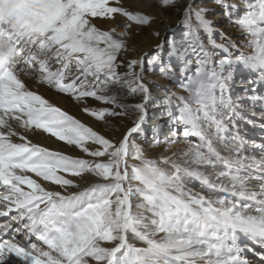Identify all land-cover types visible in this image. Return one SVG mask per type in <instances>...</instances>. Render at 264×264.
Segmentation results:
<instances>
[{
  "label": "snow or ice",
  "instance_id": "1",
  "mask_svg": "<svg viewBox=\"0 0 264 264\" xmlns=\"http://www.w3.org/2000/svg\"><path fill=\"white\" fill-rule=\"evenodd\" d=\"M213 2L246 43L216 44L208 9L189 4L164 64L155 52L126 57L132 26L153 21L130 0H0V264H264V138L238 123L250 109L261 119L246 122L264 129V0ZM158 61L186 95L168 112L172 139L149 141L144 72ZM238 74L246 86L234 95ZM39 89L105 127L131 125L105 136ZM181 136V156L148 155Z\"/></svg>",
  "mask_w": 264,
  "mask_h": 264
},
{
  "label": "rangeland",
  "instance_id": "2",
  "mask_svg": "<svg viewBox=\"0 0 264 264\" xmlns=\"http://www.w3.org/2000/svg\"><path fill=\"white\" fill-rule=\"evenodd\" d=\"M135 5L138 6V0H135ZM228 3H236L239 4L241 8H243V4L240 3V0H227ZM189 4H192L194 8H206L208 9V15L207 19L213 22L214 27V38L216 44L223 43V38L229 39L233 43L241 44V41L238 39L241 36V32L238 30L234 22H229L228 18L226 16L220 15V10L216 7L213 0H175V7L169 8L168 11H161L158 9H155L152 13L153 21L156 20L157 15H159V22H158V29L157 32H159L161 35L157 36L154 35L156 31H151L148 34L147 38L144 40H141V28L147 29L150 26H132L131 32L132 35L129 38V43L131 45L129 46L131 48V53L134 54L135 58L140 56V58L145 54L148 53L151 55L153 52L156 53V55L160 58H162L164 64H168L169 61V49L168 45L175 41L177 45H181L185 39V33L187 31L186 26L182 23L183 21V8L188 6ZM154 8V7H153ZM215 11L217 14L212 15L211 13ZM155 18V19H154ZM123 19V18H121ZM126 21L123 19L122 23L120 24V28L125 27ZM194 23V21H193ZM119 24H117L118 26ZM119 27V26H118ZM148 31V30H147ZM150 31V30H149ZM201 37L203 39V42L205 45L209 44L208 36L201 32ZM164 44L165 46L162 49H157V44ZM239 51L247 53V48H240ZM174 62V61H173ZM193 65L195 63L193 58ZM146 71L144 72V82L147 86H149L151 90V99L147 106V119L145 122V129L148 131L146 132V135L148 137L149 141H152L153 136L156 133L160 134L161 140L168 138L172 139L169 136V128L172 126L171 119L168 115V112L173 111L175 109L176 101L174 97L180 96V95H186L179 87L178 84L180 83V74L179 72H175L172 74H169L167 76L161 75L159 68L160 63L157 62L155 68L153 70H148V65H145ZM166 81V87H162L161 81ZM237 83L233 88V93L240 94L242 92V89L246 86L245 84H241V76L238 74L236 76ZM33 88H36V85L33 84ZM39 91L47 96L50 101L53 103H56L58 106H60L62 109L69 112V114L73 115L74 117L81 120V122L91 125L94 130L101 131L105 136L107 131L104 130V125L102 122H96L92 118L87 117L82 111L81 108L73 101H71L69 98L64 97L61 98L60 96L54 94L51 91H45L44 89H39ZM160 91H164L162 95H159ZM167 92V95L165 94ZM260 93L264 94V89H260ZM54 96H56L57 99L61 100L62 103H57L53 100ZM129 104H135L138 102H141V97L139 95L135 97H130L126 101ZM90 103H92L90 101ZM62 105L68 106L64 107ZM255 111L259 113L260 108L257 106ZM245 120H238V123L240 124V128L243 134H245L246 138L249 140H255L257 142H260L262 138H264V129L257 127H253L251 124L247 123L246 120H255L257 123H259L261 117L259 115H252V110L250 109H244L242 110ZM163 117V120L158 123V118ZM121 120V119H118ZM131 123V119H130ZM114 126V129L112 128ZM106 127H111L114 131L111 136L118 137L122 132L125 131L126 126L124 123L116 122L115 124L109 123ZM183 137H180L179 143H169V144H160L158 146H152L150 145L149 153L148 155L150 157L155 158H162L166 156H172L174 153L176 157L181 156L182 152L187 148V145H183L182 148L179 149H173L174 146L177 144H180L183 142ZM33 142H39L43 146L50 147L52 149H57L58 142H54L53 140L49 141L48 139H40L39 137H31ZM50 139V138H49ZM143 139V137H142ZM195 138H193L194 140ZM253 151H258L253 149ZM199 190V189H196ZM7 220V217H0V223H3ZM247 255L251 256V258H255L256 256H253L251 253H248ZM258 258V257H256ZM251 260V259H250Z\"/></svg>",
  "mask_w": 264,
  "mask_h": 264
},
{
  "label": "bare ground",
  "instance_id": "3",
  "mask_svg": "<svg viewBox=\"0 0 264 264\" xmlns=\"http://www.w3.org/2000/svg\"><path fill=\"white\" fill-rule=\"evenodd\" d=\"M150 2H154V0H138V3L139 4H137L138 6H136L135 5V0H130V3H132L135 7H137V8H140V9H142L143 11H145V12H147L148 14H151L152 15V13L154 12V10L155 9H158V10H161L160 8H158V7H154V6H151V7H149V6H146V5H148ZM154 7V8H153ZM162 11V10H161ZM163 11H168V9H165V10H163ZM160 17H159V15H157V17H156V20L154 21V22H152L150 25H152L151 26V28H147V29H143V28H141L140 30V32H141V36H138V37H141V40H144L145 38H147V36H148V34H151V33H149V32H151V31H156L157 32V25H158V22H159V19ZM155 19V18H154ZM117 20H118V29L120 28V24L122 23V20L123 19H121L120 17H117ZM102 28H107L108 26L107 25H102L101 26ZM148 30V31H147ZM150 30V31H149ZM160 34V33H159ZM161 35V34H160ZM156 38H158V37H156ZM128 43H129V41H128ZM244 43H246V41H241V44H244ZM131 45V43H129V46ZM126 55V57H128V58H131V59H139L140 58V56L138 55V57H136L135 58V56H134V54H132L131 53V48L129 47L128 48V51H127V53L125 54ZM161 81V85H162V87H166V81H164V80H160ZM164 85V86H163ZM164 93V91H160L159 92V95H162ZM53 100L55 101V102H57V103H62L61 102V100H59V99H57L56 98V96H54V98H53ZM62 106H64V107H68V106H65V105H62ZM113 119H115V118H113ZM121 120H118V119H116V122H120V123H124V125L126 126V127H128V126H130L131 125V123H130V119H128V118H120ZM163 120V117H160V118H158V123L159 122H161ZM115 122V123H116ZM115 123H112V124H115ZM159 124H161V123H159ZM112 128L114 129V126H112ZM111 127H104V130H106L107 131V133H106V136H111V134H113L114 133V131L115 130H113ZM148 131V129L146 130V132ZM183 139V138H182ZM49 141H51V140H53L54 142H56L55 140H54V138H50V139H48ZM58 143H60V142H58ZM183 145H185L184 144V142H181L180 144H177L176 146H174V148L173 149H179V148H182L183 147ZM257 257V256H256ZM251 258V256H249L248 255V258H249V260L250 261H255V260H257L258 258Z\"/></svg>",
  "mask_w": 264,
  "mask_h": 264
}]
</instances>
